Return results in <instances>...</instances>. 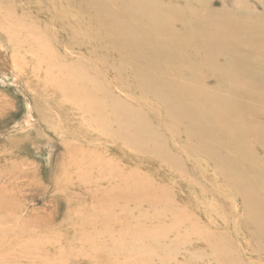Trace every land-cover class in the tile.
Returning a JSON list of instances; mask_svg holds the SVG:
<instances>
[{
	"label": "rangeland",
	"instance_id": "374dc122",
	"mask_svg": "<svg viewBox=\"0 0 264 264\" xmlns=\"http://www.w3.org/2000/svg\"><path fill=\"white\" fill-rule=\"evenodd\" d=\"M161 1L155 0L154 3L165 4L166 0ZM193 1L189 2L192 5L189 8L196 17L229 13L239 19L238 25L242 30L243 26L247 25L257 33H264L263 0ZM174 2L178 8L184 9V2L180 0H167L166 4ZM33 3L32 0H0V264H264V243L257 234L254 217L250 218L254 212L253 205L248 204L249 200L246 203L243 199L240 200V194L244 191L229 183L225 178L229 176V171L211 162L207 154L208 149L202 152L197 150L201 143L196 135L195 139L192 137L194 130L181 119H173L170 116L167 118V114L164 116V108L149 96L150 92L145 90L141 95L142 90L138 89L140 92L134 86L131 87V74L128 69H122L123 65L118 71H113L112 65L117 68L113 58L112 60L110 56L103 57L100 52H97V56L93 54L95 58L89 57V51L81 45V34L76 31L73 33L71 29L67 32L60 31L52 19L54 11L49 7L53 6L51 1L33 0ZM198 7L201 10L196 9ZM197 10L201 12L198 13ZM238 10L243 13H237ZM184 11L185 9L183 13ZM194 16L191 17V23L196 22ZM178 31L180 32V29ZM45 33L48 35V41ZM240 37L243 38L240 44L243 48H250L256 42L253 40L247 45L248 38L244 34ZM189 39L192 43V38ZM189 39L182 38L190 42ZM44 42H49V45ZM101 56L107 61V65L103 64ZM183 64L181 62L176 65L179 71H182L179 72L177 81H187L189 84H185L197 86L196 79L187 78L189 74L183 72ZM78 66H83V70ZM206 68L200 69L198 87L212 90L217 82L216 77L208 73L209 69ZM256 69L255 73L260 81L254 76L247 78V81L257 82L259 85H256L254 91L263 94L264 68L260 66ZM203 71L207 73L204 74ZM79 72L82 77L86 74L83 83H80L82 80L79 81L81 76L76 77ZM231 73L233 74L232 71ZM109 78L110 82L107 81ZM89 80L100 91H91ZM72 83L82 84L83 87L88 83L85 90L87 94L82 92L86 97L89 90L93 93V99L94 94L100 95L95 96L100 102L95 99L91 101L88 97L92 95L87 97L89 101L97 102L98 107L104 103L99 109L93 104L98 112L102 111L98 116L93 105L89 106L90 103L84 101L85 95L78 97L86 87H82V90L80 88L76 96L74 93L81 85L77 84V90L74 91L75 88H71ZM107 83H110V86L106 85ZM123 86L127 87V91L121 90ZM109 90L113 91L110 92L112 94H109ZM238 91L231 97V100L236 99V103H240L243 96L241 89ZM146 92L147 95H144ZM115 93L117 95H114ZM73 94L75 102L69 99L73 98ZM219 95L228 98L229 94L219 92ZM106 97L111 98L106 101ZM262 98L263 104L253 103L258 110L251 106L252 112L259 113L246 119V122L250 121L258 128L257 132L248 134L246 131L244 138L233 140L237 142V147L243 150L246 160L243 161L249 166V170H246L255 176L252 187L258 185L257 188H260L262 185L259 190H264V114L261 115V112H264V95ZM80 100L87 104L90 110L87 107L86 109ZM77 101L81 104L78 102V105H74ZM113 103L120 104L111 106ZM131 108H135V112L143 110L145 114L143 111L141 114L149 118L146 119L143 115L152 130L151 139L146 138L148 145L145 140L142 142L143 140L139 139L142 132L131 129L126 119L120 118V114L126 109L128 112ZM101 113H104V120ZM64 119H67V122L63 121ZM114 119L118 123H115ZM102 121L109 125L105 124L107 127L115 128L109 130L105 126L109 133L106 130L102 133L99 128V123L100 127L104 125ZM154 125L158 126V129ZM117 129L121 132L123 130L121 135L127 131L121 137V132L116 131ZM114 130L115 133L119 132L118 135ZM161 130L166 136L164 139ZM229 131L235 136L233 129ZM129 132L134 134V138ZM136 134L139 136L136 137ZM132 140L134 142L130 143ZM137 143L141 144L143 150L145 148L144 152ZM162 143L164 144L161 145ZM148 149L153 153L158 152L157 157L156 153H149ZM226 183L234 187L233 190ZM207 188L210 189L211 195ZM234 189H239V193ZM7 200L13 205H8L10 203H7ZM244 205L247 209L243 208ZM245 210L251 213L246 214ZM250 219H253V222L247 223ZM251 226H254V229Z\"/></svg>",
	"mask_w": 264,
	"mask_h": 264
},
{
	"label": "bare ground",
	"instance_id": "6f19581e",
	"mask_svg": "<svg viewBox=\"0 0 264 264\" xmlns=\"http://www.w3.org/2000/svg\"><path fill=\"white\" fill-rule=\"evenodd\" d=\"M49 1H51L52 5H53L52 6L53 8L51 6H49L51 8V10L54 11V14H52L53 22L55 21L56 25L59 27V30L62 32L64 30L67 32V31H70V29H71V31L73 33H75V31H76V33L81 34L83 36V44H81V45H83V47H85V49H87L89 51V53H90V54H88L89 57L95 58L93 54H95L97 56V52H100L103 57L109 58V56H110L111 59L113 58L114 61L117 63L116 69L112 65V68H114V69H112L113 71L114 70L118 71L119 67L123 65L122 69H126V70L128 69L130 74H131V78H132V82H130L131 87L134 86L135 88H137V90L138 89L142 90V92L140 90H138L141 92L140 93L141 95H143L142 93H145L144 92L145 90H147L148 93L150 92L149 96H151V98L154 99V101L159 102L160 105L162 106V108H164V110L166 112V113L164 112V114H163L164 116H165V114H167L166 115L167 118H169L168 116H170L173 119H181L183 122H185L187 125H189L194 130V134L192 135V137L194 138L196 135L200 141L199 143H201V144L197 143V144H199L198 148L196 147L197 145L194 143L196 145V146H194V148L196 147L197 150H200L201 152L204 149H208L209 153L207 152V154H208V158L211 160V162L216 163L217 165H220V167L223 166V168L228 170L230 177L227 176L225 178H227L229 180V183L231 182L232 185L235 184L234 186H238V188H240V190L242 192L244 191L243 194L242 193L240 194L242 197V198H240V200L243 199L245 201V203L247 200H249L248 204L250 203L249 205H253L254 212H253V216L251 215L250 218L254 217L253 219L255 220L254 223L256 224V227H257L256 228L257 234H258L259 238L262 240V242L264 243V194H263L264 190H259L262 185H260V188L258 187L259 189L257 188L258 185H255L256 187H254V188L252 187V180L255 176H253L249 171L246 170V169H248L249 166H247L246 163L243 161V159L245 158L243 156L244 155L243 150L241 151V149H239L237 147V142L233 141L235 139L237 141L239 138L241 139L242 137L244 138L246 131L248 134H250V133L255 134L257 132V129H258L255 127V125H252L250 121L246 122L247 121L246 119L247 118L249 119L250 117L255 116L254 114L259 113V112H252L251 106L253 108H255L256 110H258V108L255 105H253V103L258 102V103L263 104L262 96L264 95V93L259 94V93L255 92L254 90H255V87L258 83L257 82H253V83L251 82L252 83L251 84L250 82L247 81V78H251L252 76H254L258 80V82L260 81V79L256 76L255 69L260 67V66H263V68H264V33H257L256 31L253 30V28L250 29L247 25L243 26L244 30H242V27H240L238 25L239 19L233 17L232 16L233 14H229V13L228 14L217 13V15H215L213 17L207 16L206 13H204L207 17H203L201 15L196 17V15L189 8L191 5V4H189V2L193 1V0H180V1L184 2L183 5L185 6L184 7V9L186 11V12L184 11L185 14L183 13L184 9L178 8V6L175 4L176 2L166 4L167 0L165 1V4H163V3L160 4V2H162L161 0H159L160 1L159 4H158V2H157V4L154 3L155 0H49ZM200 1H202V0H200ZM193 2H195V0ZM254 2H255V0H254ZM32 3H33V0H32ZM49 3L50 2H48V4ZM205 3L206 2H203V4H205ZM244 3H245V1H244ZM259 4L261 5V3H259ZM170 5H172V6H170ZM199 5H200V3H199ZM247 6H249V4ZM191 7H192V5H191ZM201 7L202 6H200V8ZM206 7L207 6H205V8ZM209 7H210V5H209ZM234 7H235V5H234ZM238 7H239V4H238ZM253 8H254V6H253ZM261 8H260V10H262ZM196 9H199V7ZM47 10L49 11V9H47ZM199 10H201V9H199ZM197 12H198V10H197ZM200 12L201 11H199L198 13H200ZM238 12L243 13L242 11H239V10L237 11V13ZM247 13H245V14H247ZM43 15H46V14H43ZM183 15L186 17H184ZM192 16H194V18L196 19V22H194V23H191L192 22V19H191ZM37 18H38V16H37ZM46 21H48V20H46ZM176 25H178L179 27H177ZM50 26H52V25H50ZM53 26H54V24H53ZM178 29H180V32H183V33H180L178 31ZM27 33H29V32H27ZM243 34L246 36V38H248L246 44L253 41V40H256L255 44L252 47L249 48V46H246L245 48H243L240 45L242 43L241 40L243 39L240 36ZM45 35H46V38L48 41L49 40L47 37L48 35L46 33H45ZM184 37H188V39L192 38V43H191L190 39H189L190 42L188 40H186V41L182 40V38H184ZM21 43L23 45V42H21ZM44 43L46 44L47 42H44ZM48 43H47V45H49ZM27 45H29V43ZM42 46H45V45L42 44ZM60 48H61V46H60ZM23 49H24V47H23ZM29 50H31V49H29ZM66 51H67V49H66ZM242 53L246 54V55H242ZM73 55H75V54H73ZM75 56H77V55H75ZM102 56H101V60L104 61L103 64L107 65L106 64L107 61L104 60L102 58ZM54 57H53V59H54ZM76 59H78V58H76ZM80 60H82V59H80ZM220 60L222 61L221 64L219 63ZM84 62H86V61H84ZM84 62H82V63L84 64ZM108 62H110V61L108 60ZM181 62H182V64L186 63V64H183V66H184L183 72H185L186 74H189V76L187 78L196 79L195 85H197V86H194V84L188 85L189 83L187 81H185V83L187 82L188 84L183 83V81L181 82V80L179 82L177 81V78H178L177 76L179 75V72L181 73L182 71H179V69L176 67V65L178 63H181ZM109 66H110V64H109ZM202 66L207 67L206 69H209L208 73H211V75L216 77L217 82L215 83L214 88L212 87V90H214V91H212L211 89L205 90L201 86H200V88L198 87V83H199V79H200L199 78L200 71L203 69ZM78 67L82 68L83 66L82 67L78 66ZM201 67H202V69H201ZM84 68H86V67H84ZM81 70H83V68ZM258 70L256 69V71H258ZM231 71L233 72V74L231 73ZM75 72H76V70H75ZM75 72H73V74H75ZM84 72H86V71H84ZM203 72H201V73H203ZM58 73H62V72H58ZM206 73H207V71L204 72V74H206ZM259 73H261V71ZM117 74H118V72H117ZM78 75L81 76V73L76 74L77 78H78ZM93 75H95V74H93ZM126 76H124V77H126ZM83 77L81 76L79 78L80 79L79 81L82 80L80 83H83V79L86 76L84 78ZM74 78L75 77H73V79ZM107 78H108V76H107ZM57 79H59V78H56V80ZM94 79H92L93 83H94ZM96 79H97V77H96ZM109 80H110V78L107 81H109ZM118 80H115V82H117ZM242 80H243V82H242ZM244 80H246L247 82H244ZM75 81L73 80V82H75ZM84 81H88V80H84ZM95 81H97V80H95ZM129 81H130V79H129ZM188 81H190V79ZM69 82H70V80H69ZM88 83H86V86L88 84V86L91 88L90 89L91 91H95V89H97L96 88L97 86L95 87V84H91L90 80ZM77 84L78 83H76V85H73V83H72L71 88H73V87L75 88L77 86ZM108 84L110 86V83H107L106 85H108ZM115 84H117V83H115ZM79 85H81V86H79ZM78 86H79V89L77 90V88H75V90H74V91L77 90V92H78V93L76 92L77 94L74 93L76 96L79 94L80 88L82 90V87H83L82 84H78ZM86 86L84 85L83 88H85ZM117 86H119V85H117ZM120 86L122 87V83L120 84ZM124 86H123V88H121V90L127 89V87H124ZM262 87H263V85H262ZM262 87H261V89H262ZM135 88L133 89L134 91H136ZM240 89L242 91L243 96L241 97L242 99H241L240 103H236V102H234V101H236V99L231 100V97L236 93V91H238V90L240 91ZM85 90H87V87H86V89H84V91H81V93L85 92L87 94V92ZM103 90H105V89H103ZM133 90H132V92H133ZM74 91H72V92H74ZM89 91H88L87 97L93 94L91 91L89 94ZM98 91H100V90L97 89V92ZM110 92H113V91L109 90V94H112ZM219 92L229 94L228 98H227V96H224V97L220 96ZM81 93L78 95V97L79 96L82 97L83 95H85V97H86L85 93H82V95H81ZM74 94H73V98L71 97L69 99L74 100ZM106 94H107V92H106ZM106 94H105V96H106ZM94 95L96 96L99 94H94ZM114 95H117V93H115ZM127 95H129V94H127ZM131 95H132V93H131ZM144 95H147V92ZM95 96H94V99H95ZM133 96H134L133 98H135L136 94ZM87 97L85 98L84 101L86 102V100H87L90 103L89 106L95 104L98 107V105L96 103L100 102V101H98L99 100L98 98H101V97H97L98 100L95 99L97 101L96 103L91 102L93 99V95L88 97L89 99L91 98L90 99L91 101H89V99H87ZM111 97H113V95ZM111 97H106V101H107V98H111ZM138 98L139 97L137 95V99ZM234 98H235V96H234ZM82 99H84V98H82ZM94 99H93V101H95ZM76 100H77V97H76ZM126 100H128V99H126ZM80 101L82 103H84L82 100H80ZM106 101H103V102H106ZM74 102H75V100H74ZM78 102L79 101H77L75 104L74 103L73 104L76 105ZM81 102H79V104H81ZM111 102L109 104H111ZM102 103H100V105ZM113 104L111 106H115L118 103H115L114 105ZM119 104H118V106H119ZM71 105H72V103H71ZM86 105L87 104H85V108L87 107ZM127 105H128V103H126V106ZM101 106H99V107H101ZM83 107H84V105L82 106V108ZM99 107L97 109H99ZM107 107L109 109V106H107ZM107 107H106V109H107ZM73 108H75V107L73 106ZM93 108H94V110H97L94 107V105H93ZM137 109L141 110L142 108L137 107ZM111 110H112V108H111ZM126 110H125V112L122 111L124 113L120 114V118L126 119L127 125L131 129H136L138 132H142V133H140V134H142L141 136H139V134L138 135L136 134L135 136L136 137L139 136V139L141 141L143 140L142 142H144V140H145L147 142V145H148L149 141L147 139H151L152 136H150V132L152 130H150V126H148L146 120L144 119V117H146L144 115L145 114L144 111L142 110L143 112L142 111L141 112L144 114H141V112H139V110H137V112H135L134 111L135 108H134V110L131 108L128 112H126ZM84 111H85V109H84ZM74 112H75V110H74ZM92 112H91V114H92ZM96 112H97V116H98V113H100L102 111L98 112V110H97ZM102 114L104 115V113H101V115ZM117 114H118V112H117ZM152 114H153V112H152ZM262 114H264V112H261V115ZM103 115L101 116V118H103ZM143 115H144V117H143ZM93 116H95V115H93ZM117 117H119V116H117ZM117 117H116V119H117ZM259 117H262V116H259ZM116 119H114V121H115V123H118L117 122L118 119L117 120ZM146 119H149V118L146 117ZM66 120L64 119L63 121H66ZM72 120H73V118H72ZM103 120H104V118H103ZM105 120H107V119H105ZM119 121H121V120H119ZM76 122H78V121H76ZM92 122L94 123V121H92ZM103 122L104 121H102V125L104 124ZM219 123H221L222 125H220ZM105 124L107 125V123H105ZM105 124L102 126L103 127L102 128V127H100L101 124L99 123V128H101L102 133H103V131L105 132V130L107 132V129L110 128V127H107L109 125L106 126ZM175 124H176V121H175ZM124 125L122 126L123 128H124ZM149 125H151V124H149ZM105 126L107 127V129L104 128ZM183 126H184V124L182 125V127ZM129 127H128V131H130ZM154 127L157 128L158 126L154 125ZM114 128H110V129L112 130ZM118 129H119V126H118ZM118 129L116 131L121 132V130H118ZM229 129H233L236 132L235 136H233L231 133H229L230 132ZM124 130H125V128H124ZM186 130H188V128ZM126 131H124V134L126 133ZM110 132H112V131H110ZM122 132H123V130H122ZM122 132L119 135L121 137L124 136V134L121 135ZM132 132L136 133V131L135 132L132 131ZM146 132H148V133H146ZM184 132H185V129H184ZM107 133H109V132H107ZM114 133H115V130H114ZM117 133H119V132H117ZM117 133H115V134H117ZM131 133L129 132L130 135L133 134V133L132 134ZM171 133H172V131H171ZM186 133H187V131H186ZM115 134H113V135H115ZM163 134L164 133L161 130V135H163ZM188 134H189V132H188ZM130 135H128V137H130V139H131ZM172 135H174V134H172ZM76 136H78V135H76ZM159 136H160V134H159ZM189 136H190V134H189ZM165 137L166 136L163 135V139ZM101 138H102V136H101ZM132 138H134V134H133ZM153 138H155V137H153ZM160 138L162 139V137H160ZM137 139L136 140L133 139V140L137 141ZM133 140L130 143H133L134 142ZM187 140H188L187 142H189V139H187ZM152 141H154V140H152ZM164 141L165 140H163V142ZM120 144H122V143H120ZM163 144L164 143H162L161 145H163ZM137 145H139V144L137 143ZM121 146L122 145H120V147ZM133 146H132V148H133ZM139 146H141V144ZM139 146H137V147L139 148ZM170 146H172V145L170 144ZM191 146H193V145H191ZM162 148H165V147L162 146ZM194 148L192 149V147H191L192 150H194ZM106 149H108V148H106ZM165 149L167 151L169 150L167 148H165ZM86 150H87V148H86ZM142 150H143V147H142ZM144 151H145V148H144L143 152ZM148 151H149V149H148ZM150 151H152V150H150ZM150 151H149V153H152V154L156 153V152L153 153ZM163 151H165V150H163ZM89 152H92V151H89ZM165 152H164V154H165ZM168 152H170V151H168ZM157 153H156V157H157ZM133 154H135V153H133ZM198 154L200 155L199 152H198ZM204 154H206V152H204ZM204 154H202V155L205 156ZM100 155H101V153H100ZM109 159H110V157H109ZM179 160H180V157H179ZM174 163L175 162L173 161V164ZM168 164L171 165V163H168ZM249 164H250V162H249ZM178 165H179V163H178ZM213 166H215V164ZM192 167H193V165H192ZM216 167H214L213 169L215 170ZM188 168H190V167H188ZM194 168H193V170H194ZM120 169H119V171H120ZM220 169H222V168H220ZM222 170H224V169H222ZM184 171H186V170H184ZM197 171H199V170H197ZM218 172L220 173L222 171H218ZM118 174L121 175V173H119V172H118ZM122 175L124 176V173ZM123 176H121V177H123ZM226 184L229 185L228 183H226ZM229 187H230V185H229ZM203 188H204V186H203ZM205 188H206V186H205ZM230 188L232 189L234 187L231 186ZM207 189L209 192L210 189L209 188H207ZM240 190L238 189L237 191H240ZM218 191H219V189H218ZM234 191L236 193H239L235 189H234ZM261 191H263V192H261ZM2 192H4V191H2ZM210 193H211V191L209 192V194ZM213 193H215L214 190H213ZM212 195H214V194H212ZM237 195H239V194H237ZM240 195H239V197H240ZM217 196L218 195L216 194V197ZM5 197H6V193H5ZM218 199H219V196H218ZM4 202H6V200ZM7 203H10L8 205H13V203L8 202V200H7ZM4 206H6V205H4ZM11 208L9 209V212H11L10 211ZM243 208L247 209V207H245V205ZM16 209H20V208H16ZM6 210L8 211V209H6ZM13 211H14V209H13ZM245 211H243L244 215H245ZM248 212H249V210L246 211V214ZM250 213H251V211L249 212V214ZM249 214H248V216H249ZM240 217H242V216L240 215ZM14 219H16V218H14ZM17 219H19V218H17ZM246 219H247V217H246ZM253 219L252 220L250 219L249 221H247V223L250 221L253 222ZM8 220H10V219H8ZM25 223H26V221H25ZM22 225H24V224H22ZM34 225H35V223H34ZM37 225H38V223L36 222V226ZM249 225L250 224H248V226ZM252 228L254 229V226ZM255 233H256V231H255ZM40 236H42V235L40 234ZM43 241L44 240H42V243H43ZM39 242H41V241L39 240ZM43 248H44V246H43ZM35 252H37V251H35ZM30 257H31V254H30ZM21 258H22V256H21ZM35 258H37V257H35ZM23 260H25V259L23 258ZM25 261H30V260H25Z\"/></svg>",
	"mask_w": 264,
	"mask_h": 264
}]
</instances>
